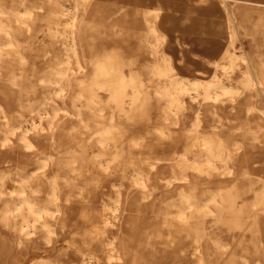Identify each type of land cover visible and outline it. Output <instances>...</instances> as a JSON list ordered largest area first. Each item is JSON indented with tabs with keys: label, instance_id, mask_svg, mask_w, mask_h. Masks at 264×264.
Segmentation results:
<instances>
[{
	"label": "bare ground",
	"instance_id": "6f19581e",
	"mask_svg": "<svg viewBox=\"0 0 264 264\" xmlns=\"http://www.w3.org/2000/svg\"><path fill=\"white\" fill-rule=\"evenodd\" d=\"M186 1L220 7L227 37L193 78L175 70L160 31ZM186 1L0 0V255L13 247L41 252L28 264H264V185L242 184L264 154L242 158L244 142L227 145L220 111L228 103L240 112L237 129L264 149V1ZM244 39L249 49L233 51ZM223 228L251 231L254 252L219 263L209 245L227 250L214 237Z\"/></svg>",
	"mask_w": 264,
	"mask_h": 264
},
{
	"label": "rangeland",
	"instance_id": "374dc122",
	"mask_svg": "<svg viewBox=\"0 0 264 264\" xmlns=\"http://www.w3.org/2000/svg\"><path fill=\"white\" fill-rule=\"evenodd\" d=\"M113 2L116 3V0H109L108 4ZM186 3V6L179 5L178 7H175V9L170 10L169 12H172L170 17H167L164 20L160 19L161 22H163L162 24H164L160 27V31L166 35L163 49L164 52L168 54L175 70H177L180 75L193 78V76L197 75L196 69H204L203 61L205 58L214 59L218 57L219 50L225 43L227 37L224 32V20L220 7L209 1L201 5L193 1H186ZM167 11L168 10H164L163 12L165 13ZM161 15H163V13ZM139 22L141 23L142 33L147 35V25H145L144 22ZM259 39H261V37H259ZM234 47L235 49L233 51L237 53H240L242 50H248V39H244L242 43L240 41L235 43ZM258 52H260L262 58H264V42L259 46ZM207 75H209L208 72L202 74L204 77ZM238 75L239 72L234 71L230 73L229 77L230 79H236ZM221 76L223 77V74ZM242 103L243 104H240V107L247 104L246 102ZM220 108H222L220 111L225 113V105ZM250 181L254 183V187L261 188V186L264 185V170H250V175L243 179L242 184H248ZM226 183L231 182L228 180ZM123 192L124 197L126 195V189L123 188ZM251 197V193H246L239 200L241 202L243 201L241 204H245L252 199ZM70 218L72 225L82 223V221L76 216V213H73ZM156 218L158 219L156 220L157 222L161 219L159 216ZM258 222L262 225L261 234L264 236V213L260 214ZM204 223L206 226H210L212 219L208 218ZM251 235L252 232L248 229L225 230V228H223L222 232L218 233L216 236L214 235V237H220L223 242L226 243L225 248H227V250L221 252L219 246L214 244L209 245V248L213 255L216 254L219 263H223L222 257H225L230 253L236 255L252 254L254 250L249 241ZM65 236H67V232H65ZM12 249L15 252V248L12 247ZM14 252H11L10 255H13ZM261 253H264V244ZM10 255L2 252V255H0V261L2 264H28L31 260L40 256L41 252L38 250H28L15 253L13 257ZM14 257L16 258L14 259ZM249 261L253 263L255 261L254 257H250ZM260 261L264 262V256Z\"/></svg>",
	"mask_w": 264,
	"mask_h": 264
},
{
	"label": "crops",
	"instance_id": "0c3cea01",
	"mask_svg": "<svg viewBox=\"0 0 264 264\" xmlns=\"http://www.w3.org/2000/svg\"><path fill=\"white\" fill-rule=\"evenodd\" d=\"M237 78H239V77H237ZM243 102H245V101H243ZM227 104L228 103L225 104L227 145H228V143H230V140H234V139L240 141L241 143L244 142L245 147H243L239 156L243 158L245 154L252 155V156L254 155L255 160L260 161L262 159V155L264 154L263 146L260 144H257V143H253V144L249 143L251 138H249V136L248 137L244 136V134H245L244 130L237 129L238 128L237 126L242 124L245 121L243 119L244 117L242 115H240L239 112L238 113L235 112L232 114L228 113ZM241 104H243V103H241ZM245 105L246 104H244V105H242V107H240V104H239V108L242 110V108H244ZM257 105L259 106V104H257ZM259 118L256 116H253V117L250 116V120H248V122L259 123V121L261 120ZM182 119H183L184 126H188L193 120V118L191 116H189L188 118L184 117ZM250 124H253V123H250ZM203 126L205 129H210L211 122L204 124ZM257 168H260V170H264V168L261 165ZM260 170H258V171H260ZM253 171H257V170L254 169Z\"/></svg>",
	"mask_w": 264,
	"mask_h": 264
}]
</instances>
